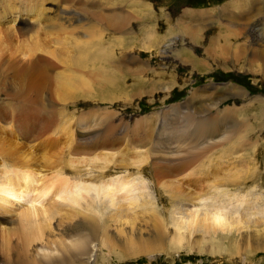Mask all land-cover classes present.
Returning a JSON list of instances; mask_svg holds the SVG:
<instances>
[{"label": "rangeland", "instance_id": "1", "mask_svg": "<svg viewBox=\"0 0 264 264\" xmlns=\"http://www.w3.org/2000/svg\"><path fill=\"white\" fill-rule=\"evenodd\" d=\"M28 3L20 7L35 8L40 17L28 24L12 22V5L8 15L0 13V168L26 164L19 170L31 177V191L49 190V203L61 185L143 180L145 189L133 193L149 192L154 208L124 213L121 223L106 220L115 250L97 248L91 264L101 257L109 264H264L252 227L239 230L234 249L228 240L198 249L201 235L194 232L191 251L120 259L130 246L126 232L140 229L148 238L158 227L156 211L169 235L171 216L186 222L188 212H204L200 200L211 196L215 182L228 194H243L223 180L249 166L264 176V0ZM255 26L261 28L257 37ZM90 41L96 45L86 47ZM81 46L88 52H79ZM227 84L239 96L211 104L202 97L209 93L198 92ZM206 127L220 134L208 136ZM239 141L241 151L223 152ZM256 190L264 195V184ZM93 193L84 194L87 204ZM124 194L116 193L119 199ZM23 208L0 211V241L8 233L12 247Z\"/></svg>", "mask_w": 264, "mask_h": 264}, {"label": "bare ground", "instance_id": "2", "mask_svg": "<svg viewBox=\"0 0 264 264\" xmlns=\"http://www.w3.org/2000/svg\"><path fill=\"white\" fill-rule=\"evenodd\" d=\"M30 1L0 0V13L8 15L11 11L6 12V7L12 5L13 8L9 6V10H13L10 15L14 13V17L11 18L12 22L28 24L31 20L40 18L39 13H36L38 10L34 11L35 8L32 10V7L25 8L23 6L24 9L20 7L21 5H27ZM21 2L24 3L20 4ZM30 5L32 6V4ZM33 5L35 6L36 3H33ZM17 13H21V16H18ZM258 26L252 29V36L257 37L260 35L259 31H261V28ZM8 33L11 35V32ZM94 44L96 45V42L90 41L84 45L91 48V45ZM88 49L85 46L78 47L81 53L88 52ZM235 89L238 88L229 84L220 87L209 85L198 92L203 95L209 93L202 97L208 98V102L213 104L216 100L219 101L224 97L239 96L232 91ZM213 106H216V104ZM211 128L206 127L204 133L208 136H212L211 134L214 133L220 134V130L213 129L211 131ZM243 145L242 141L236 142L231 147H228L229 149L223 150V152H229L232 155L239 151L240 148L242 149ZM249 161H251L250 165H254L256 160L254 158V160L250 159ZM26 167V164L18 165V169L13 171L4 163L2 168H0V211H6L8 207L13 208L15 204L25 206L21 211L19 210L17 216V226L15 227L17 229L15 231L20 233V235L16 233L18 235L17 243L12 247L8 233L5 234V240L0 241V264H91L94 261L96 262L94 257L97 256V248L98 251L100 247L108 248L112 252L115 250L106 233V220L121 223V216H124V213L134 212L138 207L141 210H146L147 206L154 208V202L152 203L149 192L139 191V193H133L134 190L145 189L143 180L137 178L128 179L125 184L116 181L115 183L91 186L83 181H78L69 185L70 189L65 185H61L58 187L59 190L55 191L56 194L51 195L52 201L49 203V190H44L40 194L35 193L33 189L31 191V177L28 173L19 170ZM249 167L245 172L235 170L234 173H230V180L225 179L222 182L226 186L240 187L243 194L239 192L228 194L219 188V186L221 187V182H215L213 186L211 185L212 189H208L209 192L211 191L209 193L211 196L200 200V206L204 209V212L200 213L197 209L188 212L185 214L186 217H183L185 219L189 218V220L186 219V222L183 219L181 220L180 217L174 218L171 216L174 230L169 235L164 234L163 224L161 223L163 219L160 213L154 211L158 227L155 225L154 227L156 228L150 229L149 237L146 239H142L141 233H139L140 229L128 230L125 238L130 246L124 245V250L121 249L123 252L120 253V259H124L125 254H129L127 256L129 259H137L141 257L140 254L143 257L155 253L169 256L171 254L170 250L181 251L189 249L188 251H191L193 250L192 248H195L190 241L191 233L194 234V232L201 235L199 242H197L198 249L206 241L212 244L218 241L219 245L224 246L222 245L223 240H228L226 242L229 246L228 249H234L236 246L235 237L238 235L239 230H242V227L243 229L245 227L247 229L254 228V235L251 236V241L255 246L264 249V195L259 193V190L254 193L255 188L260 189V186L264 184V176L258 174L256 168ZM256 167L258 168V166ZM234 176H237V179H233ZM250 185L251 188L247 189ZM245 189L247 190L245 191ZM90 190L94 191V193L90 203L87 204L86 202H89V199L85 198L84 194H88ZM119 192L125 193L121 197L122 199H119L116 195ZM100 194L101 199L96 201ZM175 194L178 195V192ZM46 199L48 205L44 204ZM206 200H209V202H206ZM94 201L97 203L95 206L91 204ZM100 202L99 208L98 204ZM101 208L104 210L100 211ZM102 213L105 214V219H103ZM251 216L252 219L250 220ZM147 228L149 229V227ZM187 231L188 234H186ZM119 232L121 233L120 230ZM118 235L120 236V234ZM165 243L167 245L166 248L163 247ZM246 253L249 254V252ZM174 254L176 255V253ZM99 264H109V262L104 257H101Z\"/></svg>", "mask_w": 264, "mask_h": 264}]
</instances>
